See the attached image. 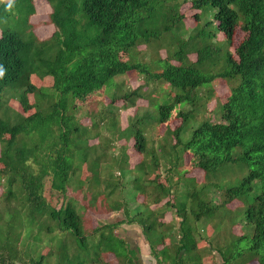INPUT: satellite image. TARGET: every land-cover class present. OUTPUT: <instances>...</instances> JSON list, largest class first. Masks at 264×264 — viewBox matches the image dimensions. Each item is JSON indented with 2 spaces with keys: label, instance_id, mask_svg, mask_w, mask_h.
Listing matches in <instances>:
<instances>
[{
  "label": "trees",
  "instance_id": "obj_1",
  "mask_svg": "<svg viewBox=\"0 0 264 264\" xmlns=\"http://www.w3.org/2000/svg\"><path fill=\"white\" fill-rule=\"evenodd\" d=\"M45 1L51 8L47 24L53 28L45 40L29 31L34 0H15L10 11L0 4V20H19L27 33L23 37L17 26L12 30L0 24V264H52V258L53 264H137L116 231L124 222L141 228L155 264H203L189 218L210 217L236 200L243 204L244 216L221 220L243 231L229 246L233 234L226 227L227 235L216 239L212 251L220 255L221 264H235L236 259L240 264H264V0ZM186 4L193 11L192 24L182 11ZM237 29L244 35L234 46ZM147 51L151 57L145 62ZM127 72L140 75L143 85L131 90L117 85L114 79ZM33 77L48 79L50 87H37ZM215 80L228 87L222 102L211 86ZM114 87H121V93L113 94ZM105 97L108 103L86 127L76 112ZM10 100L17 101L22 112H32L11 109ZM139 100H153L154 112L139 121L134 114L122 130L118 103L134 108ZM212 100L214 108L208 112ZM198 111L209 117L185 131ZM144 117L152 120L151 126L142 124ZM174 119L180 123L170 126ZM160 126L165 131L159 136L157 156L146 133ZM102 131L109 137H101ZM93 139L96 145L88 143ZM115 142H120L117 153L104 155ZM128 154L139 157L131 168ZM184 154L190 156L189 168L203 172L200 184L184 177ZM97 158L113 163L106 179L100 178L102 165L90 166ZM160 160L167 164L166 184L155 181ZM226 165H241L246 174L233 185L214 183ZM83 167L92 174L86 183V207L78 179ZM151 172L155 178H146ZM46 177L50 189L63 197L73 186V195L58 208L43 194ZM127 177L130 202L122 196V178ZM192 180L197 186L188 184ZM100 184L103 188L96 190ZM163 199L168 200L165 208L180 218L178 229L158 220L164 205L150 209ZM96 200L102 203V218L115 211L124 220L110 224L94 218L85 226L83 209L90 217L96 214L90 209ZM21 217L27 229L22 248L17 246L20 235L13 231Z\"/></svg>",
  "mask_w": 264,
  "mask_h": 264
},
{
  "label": "rangeland",
  "instance_id": "obj_2",
  "mask_svg": "<svg viewBox=\"0 0 264 264\" xmlns=\"http://www.w3.org/2000/svg\"><path fill=\"white\" fill-rule=\"evenodd\" d=\"M34 5H35V13L28 19V24L30 26L29 31H31L34 36H36V38L38 40H45L47 38L50 37L51 33L53 32V28L52 26H50L49 24H47V20H48V15L51 12V8L48 5V3L45 0H34ZM189 5L186 4L182 7V11L184 13H186V23L187 24H192V10L190 8H188ZM0 24L4 26H7V28H10L12 30H15V27L17 26L23 37L26 36V31H25V26L23 25V23L19 20H10L9 18L6 19L3 17V19L0 20ZM243 32L239 29L236 30L234 38H233V45L235 46L239 41H241V39L243 38ZM222 35H218L217 39H222ZM223 46H225V43L222 44ZM138 49L140 51H144L146 50V48L144 46H139ZM148 50V49H147ZM164 50V49H163ZM160 56L165 57V53L163 51H160ZM151 54L147 51L146 54H143V60L145 62H148L150 60ZM190 58H192V56H190ZM192 60V59H191ZM34 78V77H33ZM36 78H34L35 80ZM37 80V79H36ZM115 83L117 85H120L122 88L125 89H134L140 85H143V78L138 75L135 72H127L125 75L123 76H118L114 79ZM35 85L37 87H50V81H48V79L43 80V81H34ZM213 84L211 85L212 88L215 91V95L219 98V100H221L220 102H222L225 97L228 95V87L227 84L222 81V80H215L212 82ZM156 86H159L158 84H155ZM121 87H114L113 89V94H119L121 93ZM161 87L163 89H167V85L163 84V86L161 85ZM147 89L150 90L151 86H147ZM49 90V89H48ZM124 90V89H122ZM51 91V90H50ZM147 94V93H145ZM105 96V95H104ZM108 96V95H107ZM29 101H33V97L32 95H28ZM99 102L96 106H94V100L92 102H89L88 104L82 106L77 112H76V116L77 117H83L81 118V122L84 123L86 125V127L89 128L90 125V121H91V116H96V114L102 110L104 103H108L107 98L105 97L104 99H102V101L100 99H98ZM148 101V102H147ZM139 100L136 102V107H130L127 106V108H123V103L121 104L118 103L117 109H118V127L121 128L122 130L126 128V126L130 123V118H132L134 116V114L138 113V116L136 117V120H140V117L142 116H146L149 112L152 114V112H154L155 110V106L152 105L153 100H151V103L149 102V100ZM11 104L10 107L11 109H15L16 111H21V107L20 105L17 103V101L15 100H10ZM214 104L215 101L212 100L211 102H209L206 106L208 112L211 111L214 108ZM116 106V105H115ZM122 106V108H121ZM182 108H185L186 105H181ZM149 108V109H148ZM22 112V111H21ZM32 111H28V112H22L24 115H28V113H31ZM86 115H88L89 117H87ZM208 116V114L203 113L202 111H198L196 113H194L193 118H191V121H189L187 124V127L185 131H190L189 127L192 128L194 125L196 124H200V122H202L204 119H206ZM130 119V120H129ZM144 120H141L142 124L144 126H151L152 120L149 119V117H144ZM180 123L179 120L174 119L170 124V126H176ZM195 123V124H193ZM192 126V127H191ZM163 131H165V128L160 126V127H153V129L151 128L150 130H147L146 133V137L149 141L152 142L153 148L156 149V155L160 156V152L157 149V144L159 143V141H161V139L159 138V136H162ZM188 134H190L189 132L185 133V137L188 138ZM101 137L107 138L109 137V132L107 131H102V135ZM186 138V139H187ZM171 141V139H170ZM151 142L150 144H148V146H151ZM172 142V141H171ZM88 143L90 145H96L97 144V140L93 139L88 141ZM120 142H115L114 145H112L113 147H110V149H106L105 150V154L107 153L111 155H115L117 153V149L120 146L119 144ZM129 145V142H128ZM130 146H127V150H129V153L132 155V150L130 149ZM184 163L183 165L185 166L187 172L184 173V177L186 178H194L196 180L197 184H200L203 179H204V174L201 170L199 169H192L188 167V159H189V154H184ZM98 156V155H97ZM136 159H139L136 158ZM136 159L135 157L132 158V156L130 157V155L128 154V163L130 161V167H133V165L136 163ZM108 160V159H106ZM91 165L92 167L96 168L98 165L101 167H104L105 169H101L100 172V178L102 179H106L108 177L109 173H112V169H113V163H111L110 161H105V160H100V159H96V160H91ZM164 167H167V164L165 163L164 160H160V166H159V172H158V178L156 181V183H163L166 184L165 182V171H164ZM34 169H36L34 167ZM139 171V170H137ZM138 173V172H137ZM124 174V173H123ZM246 174V169L241 166V165H226V167L224 168L223 171L218 172L214 177H213V182L216 184H224L226 186L229 185H233L236 182H238V180L244 175ZM91 173L85 168L83 167V170L81 173H79L78 179L81 180L83 182V193L85 194V196L83 197V201L81 202V204L83 205L82 207H86L85 201H87V198L89 196V194L85 193L86 191V185L88 184V182L90 181V177H91ZM113 175L115 177H118L119 175L117 174L116 171L113 172ZM156 172H151L148 173L146 178L148 179H153L155 178ZM176 180V177H174ZM142 179V178H141ZM140 179V180H141ZM195 180L189 181L188 184H192L197 186V184L195 183ZM122 181L124 182V185L126 186L125 188H122V196H124V199H126L128 202L131 201L132 199V189L128 186V182L129 179L128 177L123 179ZM3 182V181H0ZM87 183V184H86ZM103 188V185L100 184L96 187V190H101ZM1 191V188H0ZM74 193V189L73 186L70 185L67 188L66 191V196H62L59 193H56L54 191H52L50 189V183H49V177H46L44 179V196L47 202H49V204L53 205L54 207L58 208L62 201L65 202V200L69 197H71ZM253 193H257V191L255 189H253ZM253 193L250 194L249 199H251ZM100 200H102V198H99ZM167 199H169V201H171L170 199H172L171 197H168ZM167 199H163L161 202L159 203H154L150 206V209H158L161 208L164 205L165 201H168ZM100 200H96V202L94 203V208H90L93 211H96V214L91 215L89 214V210L87 209H83V218L84 220H86L84 222L85 226H89V222L92 221V219L97 218L100 222L102 220L101 223L103 222H108L110 224L113 223H118L119 221L124 220V216L122 215L121 212H115L113 211L112 213H110L107 218H102L103 217V213L101 211H103V207H102V203H99ZM140 200V199H139ZM179 201H181V199L178 198ZM126 201V202H127ZM78 205L80 204V201L77 203ZM90 205V204H89ZM131 206H135L134 204H130ZM228 209H224L221 208L218 211L215 212L214 215L207 217V218H202L198 221H191L189 218V223L188 225L194 230V236L196 238V240L199 242V247H200V252H197V254L200 253L199 259L201 261V263L203 264H221L222 260L219 254H217L216 252H213L212 249L213 247L216 245L215 242L217 243V238L219 236H223L224 234L227 235V232L225 233L226 227H232V222H228V221H222V217L226 216V215H237V219H239L242 216H244V214L242 213V211L240 210L241 208H243V204L241 203V201L236 200L234 202H232L230 205H228ZM234 209V210H231ZM161 210L163 211V216L161 218H159L158 220L161 223H169V225H174V229H178V223L180 218L177 217V214L175 215V211L170 209V208H165L164 207L161 208ZM233 214V215H232ZM231 218V217H230ZM97 221L95 219V224L94 222H91V224H94V226L96 227ZM134 224H128L126 222L122 223L120 226H117L116 231L118 233L119 236L123 237L124 240L127 242V244L129 245V248H131V250H134V246L135 244L137 245V238L136 236H141V228L138 225L133 226ZM240 228H231V234H233L232 239L229 238L228 243L226 245L229 246H234L235 245V235H237L240 232ZM14 233H18L20 235L19 241L17 242V246H19L20 248H22L26 241H27V229L24 227L23 225V221H22V217L19 218V220L16 222L15 228L13 229ZM199 231H202L200 233V237L203 238V240L199 237ZM243 231V230H241ZM136 235V236H135ZM141 238V237H140ZM175 239V238H173ZM207 241H210L208 244L206 243ZM214 245V246H213ZM43 249H47V247H43ZM44 251V250H43ZM227 251V250H226ZM134 252V251H133ZM212 253V254H211ZM136 255V254H135ZM196 255V254H195ZM111 258V256H109ZM227 257V256H226ZM204 261H202L203 259ZM208 263H206V262ZM242 260L241 259H236L235 264H240ZM54 258L51 259V263L53 264ZM198 262V261H197ZM233 263V262H231ZM245 264H254L252 262L249 263H245Z\"/></svg>",
  "mask_w": 264,
  "mask_h": 264
},
{
  "label": "crops",
  "instance_id": "obj_3",
  "mask_svg": "<svg viewBox=\"0 0 264 264\" xmlns=\"http://www.w3.org/2000/svg\"><path fill=\"white\" fill-rule=\"evenodd\" d=\"M132 225V224H131ZM135 226V224L133 225ZM142 234V232H141ZM136 236V235H135ZM141 237V238H140ZM137 245L134 246V254L136 257V263L138 264H155L153 257L151 256V251L149 245L145 242L143 234L136 236ZM127 243V242H126ZM128 248L129 245L127 244ZM131 250V248H129Z\"/></svg>",
  "mask_w": 264,
  "mask_h": 264
},
{
  "label": "clouds",
  "instance_id": "obj_4",
  "mask_svg": "<svg viewBox=\"0 0 264 264\" xmlns=\"http://www.w3.org/2000/svg\"><path fill=\"white\" fill-rule=\"evenodd\" d=\"M15 0H0V4H6L7 8L6 10H11L13 8ZM4 75V70L0 68V77Z\"/></svg>",
  "mask_w": 264,
  "mask_h": 264
}]
</instances>
